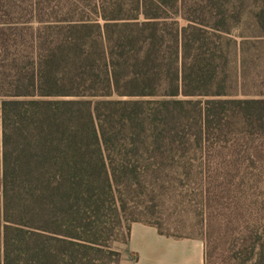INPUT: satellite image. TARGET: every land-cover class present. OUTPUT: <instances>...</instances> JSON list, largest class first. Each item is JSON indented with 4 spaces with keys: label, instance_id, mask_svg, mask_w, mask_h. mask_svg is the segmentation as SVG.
Instances as JSON below:
<instances>
[{
    "label": "trees",
    "instance_id": "trees-1",
    "mask_svg": "<svg viewBox=\"0 0 264 264\" xmlns=\"http://www.w3.org/2000/svg\"><path fill=\"white\" fill-rule=\"evenodd\" d=\"M260 38L264 0H0V264H121L124 196L166 177L264 264V95L226 89Z\"/></svg>",
    "mask_w": 264,
    "mask_h": 264
},
{
    "label": "rangeland",
    "instance_id": "rangeland-1",
    "mask_svg": "<svg viewBox=\"0 0 264 264\" xmlns=\"http://www.w3.org/2000/svg\"><path fill=\"white\" fill-rule=\"evenodd\" d=\"M243 16L237 24L233 25L232 35L251 33L246 24L248 18L245 14ZM178 23L181 25L185 21L178 18ZM245 41L253 43V46L257 45L258 50L252 53V49L247 48L250 44L246 43L242 47V55L248 59L251 53L257 56L252 62H243L244 76H241L239 75V54L235 52L234 47L231 48L227 65L226 89L239 94L256 93L255 91L264 94V38ZM141 182L142 185L124 196L126 201L124 216L127 223H131L133 219L151 221L164 233L198 237L203 242L204 264H224L225 255L221 252L219 244L215 243L212 248L205 244V239L223 238L219 237V230L208 228L207 216L201 209L199 198L195 194L194 187L197 185L195 178L166 177L162 180H154L153 189L148 180H141ZM113 237L116 240L110 242V246L120 251V262L125 264L127 259L122 256L123 235L117 231Z\"/></svg>",
    "mask_w": 264,
    "mask_h": 264
},
{
    "label": "crops",
    "instance_id": "crops-1",
    "mask_svg": "<svg viewBox=\"0 0 264 264\" xmlns=\"http://www.w3.org/2000/svg\"><path fill=\"white\" fill-rule=\"evenodd\" d=\"M241 76H244L243 62ZM255 92L246 96L264 95ZM122 256L127 259L125 264H204L200 238L159 233L155 226L140 221L130 223Z\"/></svg>",
    "mask_w": 264,
    "mask_h": 264
}]
</instances>
